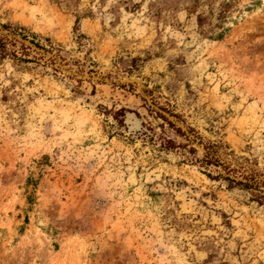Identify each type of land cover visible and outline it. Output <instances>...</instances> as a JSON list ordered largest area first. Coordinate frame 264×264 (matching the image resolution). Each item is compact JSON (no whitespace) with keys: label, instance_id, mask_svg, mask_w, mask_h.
Wrapping results in <instances>:
<instances>
[{"label":"rangeland","instance_id":"rangeland-1","mask_svg":"<svg viewBox=\"0 0 264 264\" xmlns=\"http://www.w3.org/2000/svg\"><path fill=\"white\" fill-rule=\"evenodd\" d=\"M0 38V264H264L225 179L264 192V0H0Z\"/></svg>","mask_w":264,"mask_h":264},{"label":"trees","instance_id":"trees-1","mask_svg":"<svg viewBox=\"0 0 264 264\" xmlns=\"http://www.w3.org/2000/svg\"><path fill=\"white\" fill-rule=\"evenodd\" d=\"M0 43H1V38H0ZM207 157L205 159H203L204 164H211L212 162L213 163L215 162L214 165H216L217 161L215 159H212V157H209V158H207ZM208 176L210 177L209 174H208ZM225 179L229 180L230 183L242 186L243 188H249V189L257 190V192L253 193V194H255V196H257V201L258 202H264V192L260 191V189H258V188L252 187L253 186L252 183H250L248 181L231 179L229 177H225Z\"/></svg>","mask_w":264,"mask_h":264}]
</instances>
